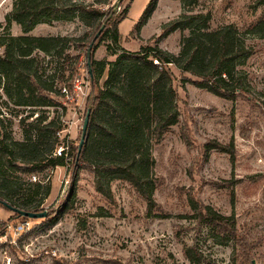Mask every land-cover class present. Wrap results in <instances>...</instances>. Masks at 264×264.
<instances>
[{"label":"rangeland","instance_id":"374dc122","mask_svg":"<svg viewBox=\"0 0 264 264\" xmlns=\"http://www.w3.org/2000/svg\"><path fill=\"white\" fill-rule=\"evenodd\" d=\"M14 1L0 0V68L10 35L62 36L75 41L69 42L63 54L57 50L51 56L36 50L29 59L28 66L33 63L39 68L37 75L34 74L36 80L40 78L53 92L32 88L31 94L38 105L26 103L31 81L22 82L25 87L19 88L17 81L6 80L0 69V178L9 175L14 182L3 192L9 194L8 198L0 197V200L16 206L28 201L29 208L47 211L48 216H53L68 196L69 202L54 224L31 222L28 235L20 241L17 238L16 244L3 243L0 264H192L184 248L193 246L196 236L197 248L205 259L201 264H234L233 241L219 243L209 228L195 229L196 221L187 199L191 189L204 205L225 216L236 217L238 233L254 246L251 264H264V26H259L264 19V8L256 5L257 0H194L192 3L160 0L140 31L135 26L150 0H68L107 12L108 18L100 19L106 27H110L111 21L120 20L117 53L113 55L108 49L111 42L108 36L99 42L94 53L97 61L109 64L100 79L102 87L112 65L126 52L145 55L143 48L158 46L179 55L182 41L190 31L177 30L166 38L161 36L166 25L184 14L207 16L212 31L232 26L235 45L252 50V55L235 67L234 75L242 80V85L233 101L196 87L191 81L200 78L169 64L172 85L178 93L179 122L166 131L160 143H155L154 136H145V145L152 156L148 175L159 206L156 217L148 216L147 203L125 181L110 182L114 202H107L94 189L93 168L84 165L74 176L70 156L64 166L28 171L27 153L15 143L35 142V126L40 118H44L43 125L54 122L62 128L44 140L49 145L57 142L56 153L60 147L79 146L93 93L87 70L82 68L78 75L87 84L84 96L72 93L62 99L55 94L65 86L60 69L66 60L67 79L74 64L79 62L84 67L83 46L95 25L89 26L77 17L52 25L40 24L25 34L19 25H9L6 21ZM127 7L128 14L120 19ZM148 59H153L152 53ZM121 86L122 83L114 88ZM46 97L58 105H41ZM118 106L119 103L111 102L102 107L103 121L126 125L117 112ZM213 142L229 146L231 153L215 148L207 152L208 144L211 146ZM100 151L88 158L94 165L109 159ZM14 214L0 203V228Z\"/></svg>","mask_w":264,"mask_h":264},{"label":"trees","instance_id":"16d2710c","mask_svg":"<svg viewBox=\"0 0 264 264\" xmlns=\"http://www.w3.org/2000/svg\"><path fill=\"white\" fill-rule=\"evenodd\" d=\"M160 0H150L145 11L137 22L135 29L140 31L145 26L157 9ZM184 3H192L194 0H181ZM256 5L264 8V0H257ZM128 14V7L124 10L120 19H124ZM79 17L85 20L88 25H95L94 31L89 40L84 44L83 51L85 56L84 67L77 62L72 66L69 78H66L67 63L65 61L60 69V78L65 82V86L56 93V97L66 96L63 89L66 88L70 94L74 91V82L78 78L82 68L87 70L89 80L92 85L93 93L89 99L87 109H91L90 124L85 140V144L78 157V148L70 147L72 158L71 169L74 176L84 165L93 168L94 189L107 202H114V195L110 186L113 180H121L129 183L136 192L147 203V214L156 217L159 214L157 202L152 190V181L148 175V169L152 160L151 152L145 145V136L148 134L155 137V143H160L166 131L179 122L180 110L178 104V93L172 85V74L168 70L169 64L179 67L184 73H192L200 80L191 81L196 87L206 89L217 97L235 100L241 91L242 80L237 79L234 70L238 62L252 55V50L238 48L234 42L233 27L228 26L216 31L210 30L208 17L202 14H184L179 19L174 20L163 28L162 38H166L171 33L180 31H190V35L182 41L179 55H173L163 51L158 46L143 48L146 54L124 53L116 63L112 65L104 86L100 85V79L104 76L108 63L97 61L94 53L100 41L109 37L110 44L108 49L113 55L117 52L120 41L118 24L120 20L111 21L110 27H106L100 38L96 41L92 51V74L88 72L87 50L96 33L101 28L100 19L108 18L107 12L93 6H85L75 1L68 0H15L12 12L7 16L6 21L9 25L16 23L25 34L33 31L40 24L52 25L54 22L71 21ZM95 24H94V22ZM264 26V19L259 26ZM70 40L62 36H20L9 37V48L1 64V74L6 80L17 81L18 87L24 88L22 82L31 81L27 104L38 105L32 88L40 87L47 93H53L42 84V80L34 76L37 75L38 67L31 62L33 53L38 50L53 55L58 50L63 54L68 49ZM17 51L18 58L14 56ZM149 51V52H147ZM149 53L153 59L149 60ZM154 60L157 63H154ZM39 81V82H38ZM41 83V84H39ZM120 88H114L119 84ZM42 99L41 105H58L55 100ZM67 99V98H66ZM111 102L119 103L117 112L120 117L127 122L126 125L117 126L114 122L106 123L100 117L102 107L111 105ZM124 103L121 104V103ZM123 105V106H122ZM44 118H40L35 126L37 140L35 142H16L15 145L27 153L29 170L31 173L51 167L64 166L68 161L65 152L61 156H55L57 142H44L50 133L57 134L62 128L54 122L44 124ZM81 137L79 139V142ZM58 141V140H57ZM214 145V146H213ZM208 151L211 148L219 149L223 152L231 153L229 146H222L213 142L208 144ZM4 150V147H1ZM104 151L109 159L103 163L93 164L88 160L89 157L97 152ZM11 176L0 178V197L8 198V193L4 195L10 186L14 185ZM40 187V184H36ZM188 202L193 211L196 221V230L209 228L215 239L219 243L233 241L235 250L232 261L234 264H251V254L253 245L247 239L242 238L237 231V220L235 216H225L211 206L204 205L199 201L191 189L188 194ZM3 201V200H0ZM69 202V196L59 206L53 216L42 219H29L19 217L14 214L10 222H40L52 225L63 213ZM10 204V203H9ZM16 208L39 212V209L29 208V202L16 206ZM37 227V225H36ZM37 229V228H35ZM34 229V230H35ZM28 233L23 235L26 236ZM5 235L4 226L0 228V237ZM20 241V239H19ZM198 238L195 237L193 246H186L184 254L192 264H201L204 257L198 248Z\"/></svg>","mask_w":264,"mask_h":264},{"label":"water","instance_id":"95a60500","mask_svg":"<svg viewBox=\"0 0 264 264\" xmlns=\"http://www.w3.org/2000/svg\"><path fill=\"white\" fill-rule=\"evenodd\" d=\"M106 24H102L101 28L99 29V31L96 33L95 37L93 38V40L91 41L89 48L87 50V65H88V72L90 74H92V51H93V47L94 44L96 43V41L100 38L101 34L103 33V31L105 30ZM90 117H91V109H89L87 111L85 120H84V124L82 127V134H81V140L78 146V157L80 156L81 150L85 144V140L87 137V133H88V129H89V124H90ZM1 204H3V206L5 208H7L8 210L14 212L15 214H17L19 217H26L29 219H42V218H47L48 217V212L47 211H42V212H30V211H25L19 208H16L12 205H10L7 202L4 201H0Z\"/></svg>","mask_w":264,"mask_h":264},{"label":"built area","instance_id":"2783aa9c","mask_svg":"<svg viewBox=\"0 0 264 264\" xmlns=\"http://www.w3.org/2000/svg\"><path fill=\"white\" fill-rule=\"evenodd\" d=\"M85 86H87V84L83 83L81 81V78L78 77L74 82L73 93H76L78 95L81 94L84 96L85 95V93H84V87ZM63 93L65 94L66 98H69L70 96H72V94H70L66 88L63 89ZM68 151H69L68 146L67 147H60L57 150V153L55 152L54 155L55 156H57V155L61 156L62 153L65 152V156L68 157V155H69ZM3 226L5 229V235L0 237V246L6 242H10V243L13 242L14 244H16L15 240L17 238H18V240L21 239L25 233H28L30 231L31 222L25 221V222H18L15 224L8 222V223L3 224Z\"/></svg>","mask_w":264,"mask_h":264}]
</instances>
